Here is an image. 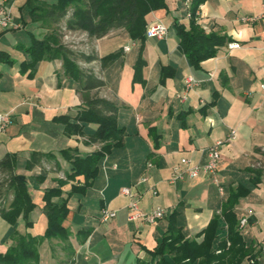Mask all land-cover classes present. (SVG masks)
Listing matches in <instances>:
<instances>
[{
    "label": "crops",
    "instance_id": "0c3cea01",
    "mask_svg": "<svg viewBox=\"0 0 264 264\" xmlns=\"http://www.w3.org/2000/svg\"><path fill=\"white\" fill-rule=\"evenodd\" d=\"M192 1L166 0L165 9L146 16L147 26L159 23L167 28L163 39L145 37L141 44L122 29L100 39L70 32L79 37L72 42L74 49L82 41L92 46L90 54H75L97 59L79 57L77 63L104 82L90 94L116 104V123L125 136L120 147L99 161L98 176L85 194H72L68 199L64 227L70 233L72 251L56 246L58 241L46 240L39 246L40 264L43 257L49 264H60L54 256L56 247L69 256V264H140L149 258L146 251L155 249L167 231L168 217L174 211L177 226L189 240H202L197 235L219 217L216 245L227 230L222 208L239 186L248 193L233 205L236 227L246 245L258 253V264H264V100L260 90L264 81V19L260 18L264 0H205L199 5L194 11L195 24L204 33L225 36L228 43L239 47L229 49L226 43L198 69L180 51L175 28L182 25L188 29ZM25 2L0 0L11 15V27H0V53L8 54L14 62H0V113H10L12 118L0 134V159L6 154L16 156L15 171L26 177L28 194L36 206L30 214L32 228L25 229L19 220L16 230L41 236L47 225L42 212L44 191L58 187L71 168L59 153L70 150L83 158L99 151L102 144L88 140L97 130L96 124L84 123L83 135L68 136L64 124L56 121L67 117L74 123L84 109L80 86L64 75L61 60L37 63L32 77L29 70L22 69V63L30 61L25 48L32 36L41 39L45 34L30 20ZM118 50L119 57L101 69L99 59ZM187 77L198 86L185 93ZM232 131L234 139L228 140ZM216 141L223 144L214 178L206 174L190 178L186 168L179 166L183 179L171 181L173 168L182 159L204 165ZM34 152L54 154L55 159L27 170L26 161ZM43 170L46 178L38 184L34 178ZM142 178L146 181L141 182ZM82 183L83 177L67 181L61 187L62 197L68 196L73 185ZM124 188L131 189L140 212L159 208L163 217L154 223L129 221L131 199L121 193ZM104 209L115 212L106 223L100 222ZM242 219L247 222L240 226ZM12 230L0 217L1 254L12 245Z\"/></svg>",
    "mask_w": 264,
    "mask_h": 264
},
{
    "label": "trees",
    "instance_id": "16d2710c",
    "mask_svg": "<svg viewBox=\"0 0 264 264\" xmlns=\"http://www.w3.org/2000/svg\"><path fill=\"white\" fill-rule=\"evenodd\" d=\"M205 0H193L191 5V20L188 29L182 25H175L179 38V49L187 57L193 68H200L201 63L216 56L217 49L229 40L218 34H206L194 22V11ZM28 16L33 23H38L47 33L37 39L32 36L31 44L25 48L30 61L22 63L24 71L29 70V77L35 72L37 63L41 61L61 60L64 75L79 84L84 109L80 111L72 123L67 117H58L56 121L64 124L65 134L68 136L83 135L84 123L98 126L94 134L90 135V143H100L99 151L86 157L73 155V151L64 150L59 154L70 162V172L65 181L59 180L58 187L44 191L42 212L47 220L46 229L41 236L20 233L16 230L18 221L24 223L25 229L32 228L30 214L35 204L27 191V179L17 174L16 156L6 154L0 159V188H5L12 199L0 204V217L13 230L12 245L4 254L0 253V264H39V246L44 241H58L62 249L70 252V233L64 227L68 217V199L72 194H85L98 176V163L109 155L115 148L121 146L125 136L123 128L116 123L117 106L106 99L91 95L93 90L102 88L104 82L92 70L80 68L76 58L86 61L96 60L94 55L76 54L61 44V28L69 32H85L88 38L100 39L112 30H125L130 39L143 44L147 28L146 16L153 11L166 8V0H26ZM63 23V27H61ZM119 50L99 59L100 68L104 69L119 57ZM0 62L12 65L14 62L6 53H0ZM54 154L32 153L26 161L25 168L32 170L42 161L54 160ZM47 172L42 171L34 178L41 184ZM258 172L255 173L257 178ZM83 177L82 185H73L67 197H62L61 187L67 181H74ZM257 181V180H256ZM248 189L239 186L230 193L221 211V218L226 224V235L217 241L219 233V217H214L207 227L197 237L202 240H189L177 226L174 211L168 217V229L152 251H146L148 259L140 264H258V253L247 246L237 230V220L233 213V205L238 198L245 196ZM55 199H57L55 201Z\"/></svg>",
    "mask_w": 264,
    "mask_h": 264
},
{
    "label": "built area",
    "instance_id": "2783aa9c",
    "mask_svg": "<svg viewBox=\"0 0 264 264\" xmlns=\"http://www.w3.org/2000/svg\"><path fill=\"white\" fill-rule=\"evenodd\" d=\"M263 13L260 15V18L264 19V4L262 5ZM250 19H243V21H247ZM0 27L2 29H8L11 27V15L8 10L4 7L3 3H0ZM167 35V28L159 23L150 24L146 28L145 37L149 39H163ZM227 47L229 49L238 48L239 45L237 43H228ZM125 51H128L129 48H125ZM263 76H264V69H263ZM198 86V82L195 81L192 77H187L184 83V92L187 93L192 88ZM260 90L263 93V100H264V81L260 85ZM12 123V118L10 113H0V134L4 133L7 127ZM235 131L231 132L230 137L228 140L234 139ZM223 141H216L214 145L209 149L208 152V160L204 165H191V162L188 159H182L180 164L173 168V173L171 175V181L174 182L175 180L183 179V174L179 170V166H184L185 173L190 178H196L200 174L211 175L212 178L215 177L217 168L221 161L220 155V147L222 146ZM146 178H142L141 182H145ZM216 182V181H215ZM121 193L125 196H128L131 200L128 205V219L132 221L134 219H142L143 221H147L149 223H154L155 220L161 219L164 215L162 209H155L148 213H142L138 209L137 202L132 200V193L130 188L122 189ZM153 193L155 191L153 190ZM115 217V212L103 210L100 217V222L106 223L107 221L111 220ZM247 219H242L240 221V226L245 225ZM261 252L264 253V243L261 247Z\"/></svg>",
    "mask_w": 264,
    "mask_h": 264
},
{
    "label": "rangeland",
    "instance_id": "374dc122",
    "mask_svg": "<svg viewBox=\"0 0 264 264\" xmlns=\"http://www.w3.org/2000/svg\"><path fill=\"white\" fill-rule=\"evenodd\" d=\"M62 25H63V23H61V27H63ZM46 33H47V31L45 30V34ZM61 34H62L61 35V44H63L66 48L70 49L74 53L75 52H83V51H85L86 53L90 54L92 52L93 49L91 48L92 46L90 45L89 42L82 41L81 42V46L79 45L78 49H74L73 45H72V42L76 41L74 38H79V37L71 34L69 31H65L63 28H61ZM75 60H76V63H77L78 62L77 60H79V59L76 58ZM77 65L80 68L83 69V67L80 66L78 63H77ZM0 178H1V176H0ZM10 196H11V194L7 193L4 187L0 188V204H1L2 201H5V203L8 204V202L10 201ZM55 245L58 246L59 248L62 247V244L60 242H58ZM54 252H55L54 256H56L58 260L60 259V264H69V261H70L69 256L64 255L65 253L59 251L57 249V247L55 248ZM43 263L49 264L48 258H46V257L44 258L43 257L42 258V264ZM39 264H40V262H39Z\"/></svg>",
    "mask_w": 264,
    "mask_h": 264
}]
</instances>
